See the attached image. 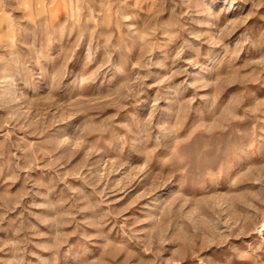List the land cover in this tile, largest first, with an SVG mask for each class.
Here are the masks:
<instances>
[{"label": "rangeland", "instance_id": "374dc122", "mask_svg": "<svg viewBox=\"0 0 264 264\" xmlns=\"http://www.w3.org/2000/svg\"><path fill=\"white\" fill-rule=\"evenodd\" d=\"M0 264H264V0H0Z\"/></svg>", "mask_w": 264, "mask_h": 264}]
</instances>
